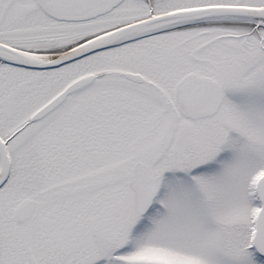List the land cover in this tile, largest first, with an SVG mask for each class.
<instances>
[{
  "label": "snow or ice",
  "instance_id": "obj_1",
  "mask_svg": "<svg viewBox=\"0 0 264 264\" xmlns=\"http://www.w3.org/2000/svg\"><path fill=\"white\" fill-rule=\"evenodd\" d=\"M0 264H264V0H0Z\"/></svg>",
  "mask_w": 264,
  "mask_h": 264
}]
</instances>
